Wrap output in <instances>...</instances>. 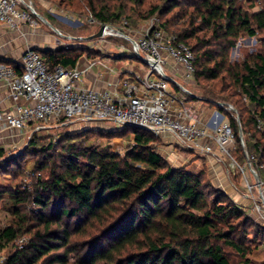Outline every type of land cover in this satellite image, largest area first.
I'll use <instances>...</instances> for the list:
<instances>
[{
  "label": "trees",
  "instance_id": "16d2710c",
  "mask_svg": "<svg viewBox=\"0 0 264 264\" xmlns=\"http://www.w3.org/2000/svg\"><path fill=\"white\" fill-rule=\"evenodd\" d=\"M87 8L101 26L124 14L91 0ZM256 8L255 1L164 0L151 5L148 14H159L165 31L192 49L196 79L218 82L206 101L215 105L223 96L234 102L262 179L264 130L258 121L264 124V0L262 9ZM244 37H259L261 49L242 64H230V51ZM40 52L54 69L76 67L88 50ZM230 123L241 143L236 118L230 116ZM126 129L134 144L124 154L85 144L89 132L69 135L57 149L43 148L32 191L0 192L14 213L13 223L0 232V251L14 248L3 264H252L253 242L264 230L214 187L205 170L172 167L152 133ZM5 158L0 150V170ZM27 237L20 249L19 241Z\"/></svg>",
  "mask_w": 264,
  "mask_h": 264
},
{
  "label": "built area",
  "instance_id": "2783aa9c",
  "mask_svg": "<svg viewBox=\"0 0 264 264\" xmlns=\"http://www.w3.org/2000/svg\"><path fill=\"white\" fill-rule=\"evenodd\" d=\"M243 1H255L257 9H262V0ZM36 16L39 15L35 11L27 10L24 0H0V24L8 30L19 31L24 25L38 27ZM103 26L105 34L100 39L109 36L125 39L131 55L144 66V73L136 74L135 79L123 80V93L119 96L111 90L95 91L83 86L86 70L61 65L52 69L41 52L29 46L19 62H0V85L6 88L11 103L4 107L0 102V134L24 132L34 124L53 121L83 125L110 121L148 131L156 137L166 135L186 151L214 158L218 163L236 164L245 180L244 195L264 221V183L254 166L256 157L246 153L251 175L255 179L259 177L254 185L249 183L245 168L234 157L237 138L230 116L235 117L232 112L237 111L231 104L217 102L212 113L204 112L203 102L195 99L184 84L194 82L196 76L192 49L167 33L158 21L152 22L138 37ZM109 31L116 35H110ZM95 64L107 68L102 61L89 68ZM258 129L264 130L261 120ZM240 142L245 146L244 138L240 137ZM25 242L26 239L19 241L20 249ZM5 260L0 251V264Z\"/></svg>",
  "mask_w": 264,
  "mask_h": 264
},
{
  "label": "rangeland",
  "instance_id": "374dc122",
  "mask_svg": "<svg viewBox=\"0 0 264 264\" xmlns=\"http://www.w3.org/2000/svg\"><path fill=\"white\" fill-rule=\"evenodd\" d=\"M91 1H94L95 4L100 7L101 5H110L112 9H123L124 14L121 20L109 23V26L116 30H122L123 32L132 36H140L150 27L151 23L154 21L162 23L159 14L149 16L148 11L151 5L162 4L164 0H140L141 2L137 0V3L134 2V0ZM24 2L26 3L28 11H33L29 8V6H32L34 11L39 15L35 18L38 21L39 26L41 28L47 29L50 32L52 30L47 24V21L53 27H55L54 24L59 23L58 17H63L62 19H70V21H73L75 17L77 19H80L85 24L83 26L84 29H82V31L80 32L85 35H90L91 33L97 32V30H100L102 27L101 24L94 20L93 15L87 8L88 0H24ZM259 10L260 9L256 8L253 11ZM93 20L95 21V23L92 22ZM85 29L88 30L84 31ZM110 35L114 34L110 33ZM44 38L47 43L49 41H54V39H59L60 41H62V45H70V43L66 44L67 42L65 43L62 37ZM107 40L114 44L116 47L121 48L122 51H127L128 53H130V45L125 39L117 36H109ZM257 40H259V37L241 38L237 42L236 46L230 51L229 63L235 65L242 64V62L248 55L254 54L258 50H260L261 44L258 43ZM100 45L102 44L100 43ZM38 50L45 51L41 49ZM184 84L186 88L195 95V99H200L203 102V108H207L208 110L216 108V104L214 105L206 100L212 98L209 94L211 93L212 87L216 86L218 82L210 83L204 79L198 80L195 77L194 82ZM221 97L222 98L217 99L219 102L223 103L224 101L227 104H231L233 105L235 110H237L234 102L228 99H224L223 96ZM244 103L248 104L246 99H244ZM232 113L235 118L238 117L237 113ZM117 131L123 134L120 133V136L119 133L116 136H112L109 134ZM86 132H89V134H87L84 138L85 144H92L94 146L101 147L108 146L120 154H124L126 150L132 147L134 144V136L131 131L126 129V127L124 126L116 125L110 121L94 122L88 125L73 122L53 121L48 123L34 124L24 132L4 131L0 134V150L4 152L7 162L1 165L2 168L0 170V192L6 191L8 189H12L14 191L29 189V191H32V179L33 177L35 178L37 162L44 157L43 148L48 149L52 144L55 149H57L58 146L64 145L65 142H61L65 139L66 136ZM247 137L248 136L246 135L244 136L245 146H243L241 143L237 144V149L235 151L234 157L236 162L240 166L245 168L249 183L254 185L256 184V179L253 175H251L249 161L246 153H248L249 156L253 154L249 153L247 150ZM156 138L159 141L157 142L156 146L157 150L164 156L165 160L172 167H187L188 171L198 173V171L200 170V166L194 164V158L189 151H186L177 146L173 139L166 135ZM226 163L229 165L228 170H230L225 172L226 177L228 179H231L232 177V179L236 183V188L240 190V192L246 193L247 188L245 185V180L243 178V175L239 172L237 165L231 161ZM257 170L259 172V169ZM261 180L264 183V178H262ZM254 193L257 197H259V191L257 189H255ZM28 209L30 211H33L32 213L37 214V212L33 210L31 206ZM242 209L252 218L254 223H256L262 230H264V221L261 220L260 216L257 212L254 211L253 207L252 209H250L249 207H246V209ZM13 220L14 213L12 203L7 198V195L3 194L2 198L0 199V232L10 226L13 223ZM25 239L27 241L28 237ZM253 243V252L250 256L251 263L264 264V236H259ZM12 251H14V248L5 250L2 253L4 256H7L8 253ZM75 260V257L72 256L71 262L74 263Z\"/></svg>",
  "mask_w": 264,
  "mask_h": 264
},
{
  "label": "crops",
  "instance_id": "0c3cea01",
  "mask_svg": "<svg viewBox=\"0 0 264 264\" xmlns=\"http://www.w3.org/2000/svg\"><path fill=\"white\" fill-rule=\"evenodd\" d=\"M58 17V24H54L59 30L56 33L51 27V32L45 28L30 27L29 25L22 26L19 31H11L0 24V61L15 63L22 59V56L27 47L33 46L41 50L55 51L59 48H85L87 53L83 54L78 63V68L86 70L83 78V86L95 90L104 91L111 90L116 95L123 93L122 81L125 79H135L136 74H143L144 66L141 62L131 55V52L122 51L121 48L116 47L107 38L87 40L84 37H91L97 32L85 35L81 33L84 29V23L74 18L62 19ZM85 29L84 31H87ZM44 37H62L66 44L62 45V41L54 39V41H45ZM100 43L102 45H100ZM61 44V45H60ZM64 44V43H63ZM21 57V58H19ZM97 61H102L107 68L102 65L95 64L91 68L90 65ZM110 61V62H109ZM0 102L4 107L10 106V100L5 87L0 85ZM214 109V108H213ZM213 109L203 108L204 112L212 113ZM194 158V164L200 166L201 170H206L209 180L213 185L223 190L236 204L242 208L246 207L252 209L253 203L244 195L245 192H240L236 188L234 180L226 177L225 172L228 170L229 165L225 163H218L214 158L198 155L190 152ZM248 210V209H247Z\"/></svg>",
  "mask_w": 264,
  "mask_h": 264
},
{
  "label": "water",
  "instance_id": "95a60500",
  "mask_svg": "<svg viewBox=\"0 0 264 264\" xmlns=\"http://www.w3.org/2000/svg\"><path fill=\"white\" fill-rule=\"evenodd\" d=\"M47 24L56 32V33H59V30L55 27H53L48 21H47ZM104 34H105V26H102L101 29L99 30V32L91 37H88L87 40H93V39H97V38H103L104 37ZM217 104V103H215ZM238 121L240 123V119L238 118ZM240 137L241 138H244V135H243V130L240 128ZM256 179H259L258 176H256ZM263 201H264V196H263Z\"/></svg>",
  "mask_w": 264,
  "mask_h": 264
},
{
  "label": "bare ground",
  "instance_id": "6f19581e",
  "mask_svg": "<svg viewBox=\"0 0 264 264\" xmlns=\"http://www.w3.org/2000/svg\"><path fill=\"white\" fill-rule=\"evenodd\" d=\"M32 10H33V9H32ZM33 11H34V10H33ZM108 33H109V34L112 33V34L116 35V34H115L116 32H114V31H109Z\"/></svg>",
  "mask_w": 264,
  "mask_h": 264
}]
</instances>
